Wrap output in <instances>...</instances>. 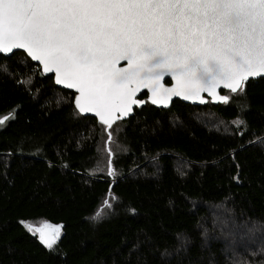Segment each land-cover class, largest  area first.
<instances>
[{
    "label": "trees",
    "instance_id": "trees-1",
    "mask_svg": "<svg viewBox=\"0 0 264 264\" xmlns=\"http://www.w3.org/2000/svg\"><path fill=\"white\" fill-rule=\"evenodd\" d=\"M242 87L228 102L146 101L107 130L25 53L0 54V264H264V78ZM109 134L120 149L103 170ZM215 206L230 236H207Z\"/></svg>",
    "mask_w": 264,
    "mask_h": 264
},
{
    "label": "snow or ice",
    "instance_id": "snow-or-ice-1",
    "mask_svg": "<svg viewBox=\"0 0 264 264\" xmlns=\"http://www.w3.org/2000/svg\"><path fill=\"white\" fill-rule=\"evenodd\" d=\"M17 49L55 68L57 83L78 87L81 113L137 103L127 85L158 81L164 71L188 82L223 79L241 94L249 78L264 76V0H0V53ZM119 60L128 67L117 69Z\"/></svg>",
    "mask_w": 264,
    "mask_h": 264
},
{
    "label": "water",
    "instance_id": "water-1",
    "mask_svg": "<svg viewBox=\"0 0 264 264\" xmlns=\"http://www.w3.org/2000/svg\"><path fill=\"white\" fill-rule=\"evenodd\" d=\"M16 51L25 53L28 58H30L36 65H38V68L43 75L52 76L53 81L57 87L73 92V104L77 109L76 97L81 95L78 87L69 88L67 86L68 81L57 83L55 68H53L52 71H47L42 60L33 59L23 49L14 50V52ZM0 54L6 57L11 55H4L2 53ZM115 67L117 69L126 68L128 67V62L125 60H119L116 63ZM258 78H264V76L249 78L246 82ZM228 83V81H225L223 79L216 80L214 84L206 81L188 82L178 75L174 76L171 72L164 71L163 74L159 77L158 81H134L133 83L127 85V87L132 90V100L137 101V103L133 104L131 102H128L126 104H121L119 103V101H114L113 104L109 105L107 109L101 110L93 108L92 110L85 111L82 114L85 116L88 115L94 117L97 122L105 125L106 129L108 130L109 124L113 125L117 121L126 120L133 114L135 107H142L146 101L157 108H168L174 100H179L195 105L205 104L207 100H210L213 103H219L222 101L221 97H224L221 94V91H230V88L226 87V84ZM173 91L179 92L180 94L173 95ZM143 93H146V98L144 99L140 98L141 94ZM139 101H144V103L139 104ZM80 103H83V100H81ZM101 111H103L102 116L98 115V112ZM105 120L108 121L107 124L104 122Z\"/></svg>",
    "mask_w": 264,
    "mask_h": 264
},
{
    "label": "rangeland",
    "instance_id": "rangeland-1",
    "mask_svg": "<svg viewBox=\"0 0 264 264\" xmlns=\"http://www.w3.org/2000/svg\"><path fill=\"white\" fill-rule=\"evenodd\" d=\"M206 118L209 120V122L213 127H216L217 129L220 130H228L227 123L221 122L211 115H207ZM235 121H233L232 124L237 125L236 123H234ZM119 149H120L119 145L117 144V141L113 137L110 139L109 137L106 138V136H104L100 142V148L98 147L101 156V163L99 162V165L101 166L99 168L105 170L109 166V169L110 167L112 169V161L110 160V156L112 158L113 152L116 153L117 151H119ZM228 212L229 210H227L225 206H215L211 208L210 217H209V226L206 228L207 236L211 235L210 232L212 231L221 232L225 236L231 235L228 232V229L230 228V224H231V220H230L231 218ZM39 223L40 222H37L36 224ZM232 224H235V222H233ZM37 228H42V225H38ZM235 239L238 240H235V245L230 246V248H235V246L241 243L243 240H245L246 237H240Z\"/></svg>",
    "mask_w": 264,
    "mask_h": 264
},
{
    "label": "flooded vegetation",
    "instance_id": "flooded-vegetation-1",
    "mask_svg": "<svg viewBox=\"0 0 264 264\" xmlns=\"http://www.w3.org/2000/svg\"><path fill=\"white\" fill-rule=\"evenodd\" d=\"M143 97H144V93H143V94H141V97H140V98H142V99H143Z\"/></svg>",
    "mask_w": 264,
    "mask_h": 264
}]
</instances>
